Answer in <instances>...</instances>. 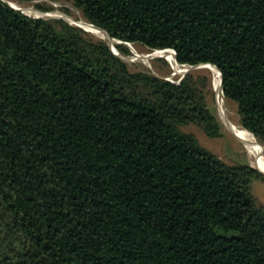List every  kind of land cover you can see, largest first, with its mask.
Wrapping results in <instances>:
<instances>
[{
    "label": "trees",
    "instance_id": "trees-1",
    "mask_svg": "<svg viewBox=\"0 0 264 264\" xmlns=\"http://www.w3.org/2000/svg\"><path fill=\"white\" fill-rule=\"evenodd\" d=\"M72 2L122 56L214 65L264 142V0ZM209 78L131 71L93 33L0 0V264H264V174L180 130L221 135Z\"/></svg>",
    "mask_w": 264,
    "mask_h": 264
},
{
    "label": "rangeland",
    "instance_id": "rangeland-1",
    "mask_svg": "<svg viewBox=\"0 0 264 264\" xmlns=\"http://www.w3.org/2000/svg\"><path fill=\"white\" fill-rule=\"evenodd\" d=\"M2 1L11 6H13L11 3L15 4L16 6H18L16 8H19L20 12L32 17H47V18L61 17L62 19L66 20L68 23H71L72 21L78 23L80 19H84L81 11L74 6L72 0H2ZM37 5L43 7H51V10L41 11L40 9H38ZM22 8L24 10H22ZM27 8H32L34 9V11H27L26 10ZM94 35L99 38H102L101 35H96V34ZM131 45L134 48V50L137 52V55L134 54L132 50L128 48L130 51V55L123 56V58L128 60L126 62L128 63L129 69L131 71H146L171 81H178L180 78H182L184 74L187 73V72L182 73L186 69L184 67L183 68L180 66L179 68L172 67L171 66L172 63L167 59H165L164 57H147V58L137 57L138 55H142V56H145L147 54L151 55L154 53V50L151 51L147 49L145 46L139 44H131ZM128 58H133L134 61H129ZM197 69H207V72L209 73V77H210L209 85L205 95L208 101L214 105L215 113L222 125L221 135L218 137H209L203 132L201 127L198 126L197 124H188L186 126H181L180 130L185 133L193 134L203 148L217 155L226 164L229 165L249 164L250 166H252L257 170L256 166L253 164V160H252L253 157L250 156L245 146L242 144V141L239 138H236L234 136L235 134L233 135V133L229 130V128L226 126V124L224 123L221 117V113H225V116H227V118L231 123L236 125L238 128L243 129L238 121V115L235 104L224 98L219 87L218 90L216 89L217 87L215 85L216 83L215 81L219 76V74H215L210 69L205 67L197 68ZM176 71H180V72H176ZM252 138L256 140L254 136H252ZM256 141L261 145L258 146L260 147V149H262V153L264 154V142L260 143L258 140ZM250 189L257 205L264 207V181H261L259 179H252L250 183Z\"/></svg>",
    "mask_w": 264,
    "mask_h": 264
},
{
    "label": "bare ground",
    "instance_id": "bare-ground-1",
    "mask_svg": "<svg viewBox=\"0 0 264 264\" xmlns=\"http://www.w3.org/2000/svg\"><path fill=\"white\" fill-rule=\"evenodd\" d=\"M13 5V7L16 6L15 4L11 3ZM19 9V8H17ZM22 10H24L22 8ZM27 11H34V9L32 8H27ZM26 13V11H25ZM40 13V12H39ZM72 20V19H71ZM78 23L83 26L85 29H87L88 31L92 32L93 34L96 35H101L102 37H104L106 39V41L108 42L109 46L111 47V49L119 54L120 56H122L117 49L114 47L115 43H122V42H117L115 40H113L112 38L108 37L107 35H104V33H102L101 31L96 30L94 27H91L87 21H85L84 19H80L78 21ZM127 47L132 50V52L134 54L137 55V52L134 50V48L132 47L131 44H128ZM136 52V53H135ZM159 56H163L165 59H167L168 61H170L172 63V67H176L179 68V66L176 64L175 59H174V54L173 51L170 49H164V50H157L154 51L153 54L151 55H138L137 57H143V58H147V57H159ZM129 61H134L133 58H128ZM208 69H210L213 73L218 74V72L216 71V69L210 65H206ZM203 68V67H201ZM174 71V70H173ZM176 72H180V71H176ZM215 85H216V89L218 90V83H219V76L217 77L216 81H215ZM225 102V101H224ZM224 109V108H223ZM221 117L224 121V123L226 124V126L229 128V130L235 134L236 138H239L242 141V144L245 146L246 150L248 151V153L250 154V156H252V160H253V164L256 166V168L264 173V154L262 153V149H260V145L256 142L255 139L252 138V136L243 129L238 128L236 125H234L233 123H231L229 121V119L227 118V116H225V113H221ZM259 145V146H258ZM261 169V170H260ZM263 170V171H262Z\"/></svg>",
    "mask_w": 264,
    "mask_h": 264
},
{
    "label": "water",
    "instance_id": "water-1",
    "mask_svg": "<svg viewBox=\"0 0 264 264\" xmlns=\"http://www.w3.org/2000/svg\"><path fill=\"white\" fill-rule=\"evenodd\" d=\"M10 7H12V8H14V9H16V10H18V11H20L19 9H17V8H15V7H13V6H11V5H9ZM59 18H61V17H59ZM75 24L76 26H79L80 28H83L84 30H86V31H88L87 29H85L83 26H81L79 23H76V22H71L70 24ZM91 27H94L96 30H98V31H101L102 33H104V35H107L108 37H110V38H112L113 40H115V41H117V42H121V41H119V40H116V39H114L113 37H111L104 29H102V28H100V27H98V26H95V25H93V24H91V23H88ZM88 32H90V31H88ZM92 33V32H91ZM105 41H106V39L104 38V37H102ZM106 43L108 44V42L106 41ZM123 43V42H122ZM124 43H126V42H124ZM109 45V44H108ZM110 47V46H109ZM110 49H111V47H110ZM112 50V49H111ZM113 51V50H112ZM154 51H157V50H154ZM173 51V54H174V59H175V62H176V64L178 65V66H180V67H184V68H186L182 73H185V72H188V71H190V70H194V69H197V68H201V67H205V68H207V66L206 65H210V66H212V67H214L215 69H216V71L218 72V74H219V88H220V90H221V92H222V89H221V83H222V76H221V73H220V71L214 66V65H212V64H210V63H205V64H200V65H197V66H186V65H182V64H178V62L176 61V57H175V52H174V50H172ZM113 53L115 54V55H117V56H119L121 59H123L124 61H128V60H126L125 58H123V56H120L119 54H117V53H115L114 51H113ZM159 57H163V56H159ZM234 135V134H233ZM235 136V135H234ZM257 171L259 172V173H261V174H264L263 172H261V171H259L258 169H257Z\"/></svg>",
    "mask_w": 264,
    "mask_h": 264
}]
</instances>
